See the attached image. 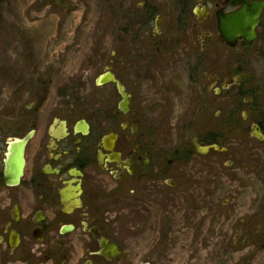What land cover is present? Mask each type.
<instances>
[{"label": "flooded vegetation", "instance_id": "flooded-vegetation-1", "mask_svg": "<svg viewBox=\"0 0 264 264\" xmlns=\"http://www.w3.org/2000/svg\"><path fill=\"white\" fill-rule=\"evenodd\" d=\"M141 1L124 6L123 31L135 24L149 32L123 37V54L142 43L144 58L155 65L189 59L196 66L180 84L170 76L167 91L157 86V76L150 86L153 78L144 74L132 87L114 72L112 59L104 71L123 85L126 110L109 82L120 97L116 107L86 114L71 86L47 89V75L27 74L22 65L16 75H0V264H112L126 252L124 229L117 231L107 217L112 201H121L128 189H206L213 181L192 169L228 175L249 159L251 141L264 142V93L245 87L252 73L230 54L264 39L258 30L264 6L249 44L237 38L230 46L219 30L220 16L264 0ZM219 45L229 53L218 57ZM165 91L173 99L166 102ZM145 112L153 116L152 127H170L167 151L145 134ZM193 143L218 149L199 153ZM237 232L238 239L243 229Z\"/></svg>", "mask_w": 264, "mask_h": 264}, {"label": "rangeland", "instance_id": "rangeland-1", "mask_svg": "<svg viewBox=\"0 0 264 264\" xmlns=\"http://www.w3.org/2000/svg\"><path fill=\"white\" fill-rule=\"evenodd\" d=\"M141 2L66 0L62 6L58 0H0V75H16L20 65L28 67L27 74L47 75V89L71 86L79 109L86 114L113 109L120 99L109 84L95 83L112 59L114 72L128 79L132 87L144 74L153 78L150 86L157 76V86L167 91L170 76L180 84L182 76L193 74L196 66L189 59L185 65L168 66L160 61L155 65L144 58L147 53L142 43L127 56L123 54V37L129 35L133 40L137 32L142 36L149 32L135 24L127 27V34L123 31L127 23L124 6ZM261 17L258 30L264 36V10ZM219 47L218 57L229 53ZM230 54L252 73L245 87L264 93V39ZM60 65L63 71L55 76ZM166 91L167 102L173 98ZM144 115L148 121L145 134L149 139L158 138L167 151L172 141L170 127L154 128L149 121L152 114ZM251 142L253 150L249 159H241L239 170L214 177L200 168L191 170L193 175L213 181L206 189H128L121 201H112L107 217L126 236V252L112 264H264V142ZM240 228L243 235L237 239Z\"/></svg>", "mask_w": 264, "mask_h": 264}, {"label": "water", "instance_id": "water-1", "mask_svg": "<svg viewBox=\"0 0 264 264\" xmlns=\"http://www.w3.org/2000/svg\"><path fill=\"white\" fill-rule=\"evenodd\" d=\"M72 5L73 4H70L69 6L71 7ZM263 6V1L257 4L244 3L236 12L220 16L219 30L225 42L230 46H234L237 38H243L244 40L242 41V44H249L256 36L255 28L260 23V13ZM109 82H113L116 84L118 92L122 98L118 106L121 110H126L128 95L125 93L123 85L111 71H105L104 73L99 75L96 80V85H103ZM254 135L259 136L257 131L254 132ZM110 138H112V135L110 134L103 137V143H105V147L107 140H109ZM193 145L199 153H206L211 148L218 149V146L215 144L208 146H199L198 144L193 143Z\"/></svg>", "mask_w": 264, "mask_h": 264}, {"label": "trees", "instance_id": "trees-1", "mask_svg": "<svg viewBox=\"0 0 264 264\" xmlns=\"http://www.w3.org/2000/svg\"><path fill=\"white\" fill-rule=\"evenodd\" d=\"M257 224H255V226H257V225H259V223L258 222H256Z\"/></svg>", "mask_w": 264, "mask_h": 264}]
</instances>
